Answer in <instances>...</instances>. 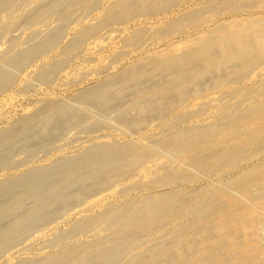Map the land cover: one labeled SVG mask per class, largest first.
Returning a JSON list of instances; mask_svg holds the SVG:
<instances>
[{
    "label": "rangeland",
    "instance_id": "obj_1",
    "mask_svg": "<svg viewBox=\"0 0 264 264\" xmlns=\"http://www.w3.org/2000/svg\"><path fill=\"white\" fill-rule=\"evenodd\" d=\"M61 1L15 0L12 16L2 12L0 264H264V129L241 147L227 140L224 147L205 148L199 156L210 165L201 169L170 151L186 132L237 124L229 138L250 133L260 124L254 120L264 119V72L248 83L231 76L237 65L230 64L183 84L186 89L151 93L170 85L176 73L154 69L160 55L196 45L233 21L264 20V7L161 0L123 21H105L118 0ZM80 6L86 11L76 10ZM208 14H214L210 21ZM203 68L194 63L191 72ZM135 69L139 78L130 77ZM233 87L245 91L230 102ZM247 110H263V119ZM220 195L240 206L229 207ZM172 196L176 201L155 220L134 226L143 204ZM248 206L256 213L244 217ZM233 216L243 220L242 228L215 230V219L228 225Z\"/></svg>",
    "mask_w": 264,
    "mask_h": 264
},
{
    "label": "bare ground",
    "instance_id": "obj_2",
    "mask_svg": "<svg viewBox=\"0 0 264 264\" xmlns=\"http://www.w3.org/2000/svg\"><path fill=\"white\" fill-rule=\"evenodd\" d=\"M15 0H0V33L3 31V30H6L7 26L4 24V22L2 23L1 20L4 18V16L2 17V12L5 13V16H6V13L10 16H12L14 14V10L13 8L15 7L16 4L14 3H17V2H14ZM21 1V0H20ZM47 1V0H45ZM63 1V0H62ZM61 1V2H62ZM66 1V0H64ZM67 1H70V0H67ZM75 1V0H74ZM73 1V3H74ZM87 1V0H86ZM95 1V0H94ZM120 1V2H119ZM167 4L171 5V3H173L174 0H167ZM183 2V0H180ZM230 1V0H229ZM232 1V0H231ZM34 2V1H33ZM32 2V3H33ZM130 0H118V2L116 3L117 5L115 6L116 8H114V10L112 12L109 11V13H107V15H105V21H109V20H113L114 19V16L116 18H119L121 19V21L125 20V19H128V15L131 14L132 12H134L135 9H137L138 7L139 8H144L146 6H149L147 4H155V5H159L160 2H162L161 0H134L133 3L136 4V6L130 4ZM179 2V0H178ZM31 3V2H30ZM65 3V2H64ZM22 4V3H21ZM72 4V2H71ZM232 4V3H231ZM238 4V3H237ZM36 5V2L35 4ZM60 5V3H59ZM166 5V4H165ZM174 5V4H173ZM230 5V3H229ZM236 5V4H235ZM21 6V5H20ZM47 7H49V4L46 5ZM45 6V7H46ZM164 6V5H163ZM240 7H244L246 9L244 10H247V9H252V7H256V6H262L264 7V0H245V4L242 3V1L240 0V4L238 5ZM236 7V8H239V7ZM19 7V6H18ZM44 7V6H43ZM87 7V6H86ZM155 7V6H154ZM159 7V6H158ZM208 7V6H207ZM261 7V8H262ZM41 8V7H40ZM54 10V6H52L51 4V7L49 9ZM169 8V7H168ZM259 8V7H258ZM88 9V8H87ZM149 9H150V6H149ZM153 9V8H151ZM235 9V8H233ZM241 10H243L242 8H239ZM264 9V8H263ZM52 10V11H53ZM76 10H79V12L83 13L86 11V8L85 6H80L78 7V9ZM37 11V10H36ZM35 11V12H36ZM213 11V10H212ZM19 12V11H18ZM38 12V11H37ZM46 12V11H45ZM215 12V11H214ZM29 13V12H28ZM39 13V12H38ZM37 13V14H38ZM53 13V12H52ZM142 13V12H141ZM42 14V13H41ZM210 14V13H209ZM208 14V15H209ZM40 15V14H38ZM137 15V14H136ZM25 16H26V13H25ZM83 16V15H82ZM146 16V15H145ZM214 16V14H211L208 16V20L210 21L211 18ZM217 16V15H216ZM33 17V16H32ZM139 17V16H138ZM7 18V17H6ZM18 18V17H17ZM59 18V17H58ZM102 18V19H104ZM132 17L130 16V19ZM134 18V17H133ZM136 18V16H135ZM140 18V17H139ZM254 18V17H253ZM64 19V17H63ZM68 19V18H67ZM101 19V20H102ZM252 19V18H251ZM256 19V18H255ZM258 19V18H257ZM71 20V19H70ZM85 20V19H84ZM100 20V21H101ZM116 20V19H114ZM133 20V19H132ZM246 20V19H244ZM48 21V20H47ZM50 21V20H49ZM48 21V22H49ZM56 21V20H55ZM54 21V22H55ZM62 21V20H61ZM135 21V20H133ZM195 21V20H194ZM240 21V22H239ZM46 22V21H45ZM58 22V21H57ZM103 22V20H102ZM100 22V23H102ZM119 22V21H118ZM117 22V24H118ZM132 22V21H130ZM197 22V21H196ZM204 22V21H203ZM235 23H232L233 25H231L229 28H225L224 31H222L221 33L217 34V35H210V36H205L203 37L202 39H200V41H198L196 43V45H193V46H190L191 44L190 41L189 43V47H187L186 49H181V51L179 49H176L178 52L177 53H172L173 55H168V54H165V55H160V57H158L157 59H155L156 63H155V70H162V71H170V69L174 70V68L176 69V73L174 75V78L172 80V83L167 84L165 85L162 90L160 92L158 91H154V92H151L152 94H158V93H163L165 94L167 91L169 92L170 89L172 90H182L184 87L183 84H190V83H193V81H195L196 79H199L203 76H205L206 74L210 73L211 71L213 70H217V69H225L226 67H229V65H234L236 64L237 65V68L236 70H232L231 71V76H235L233 74H238V76H240L241 78H243V80H246L247 82L249 80H252V78H254L256 75L264 72V20H260L257 21H243V20H238V21H233ZM11 23V22H10ZM76 23V22H75ZM105 23V22H104ZM102 23V24H104ZM107 23V22H106ZM46 24V23H45ZM109 24V23H107ZM120 24H124V23H120ZM126 24H129V23H126ZM8 25V24H7ZM229 25V23L227 24ZM17 26V25H16ZM49 25H47L48 27ZM121 26V25H120ZM128 26V25H127ZM46 27V28H47ZM60 26H58L59 28ZM116 27V26H115ZM219 27V26H218ZM223 27V26H222ZM51 28V27H50ZM53 28V27H52ZM216 28V27H215ZM54 29V28H53ZM57 29V28H56ZM171 29V28H170ZM218 29V28H217ZM220 29V28H219ZM218 29V31H219ZM222 29V28H221ZM55 30V29H54ZM87 31V30H86ZM211 31V30H210ZM4 32V31H3ZM189 33V32H188ZM212 33V31H211ZM214 33V32H213ZM87 34V33H86ZM202 35V34H201ZM5 37V34L3 35ZM86 36V35H85ZM3 38V37H1ZM134 38V37H132ZM136 38V37H135ZM134 38V39H135ZM134 39H132L134 41ZM138 39V38H137ZM248 39V41L246 40ZM45 40V39H44ZM43 40V41H44ZM196 40V39H195ZM50 41V40H49ZM52 42V41H51ZM192 42V41H191ZM133 43V42H132ZM185 43V44H186ZM184 44V45H185ZM35 45V44H34ZM26 46V45H25ZM183 46V44H182ZM186 46V45H185ZM30 47V46H28ZM35 47V46H34ZM33 47V48H34ZM32 48V47H31ZM181 48V47H180ZM174 49V48H173ZM171 50V49H170ZM174 50V51H176ZM28 51V50H27ZM21 53V52H20ZM169 53V52H168ZM9 54V53H7ZM170 54V53H169ZM214 54H218V55H214ZM12 55V54H11ZM10 55V56H11ZM159 55V54H158ZM157 55V56H158ZM167 55V56H166ZM9 56V55H8ZM27 56V55H26ZM20 58V57H19ZM23 59V56L21 57ZM7 59V58H6ZM21 59V60H22ZM25 60V59H24ZM13 61V59H12ZM16 62V61H15ZM21 62V61H20ZM19 63V62H18ZM144 63V62H143ZM194 63H197L198 65L200 66H203V70L202 72L200 73H192L191 72V68H192V64ZM11 64V63H10ZM6 65V63L4 64ZM8 65V64H7ZM13 65V64H12ZM148 65V64H147ZM143 66V65H141ZM137 68V66H136ZM139 70V69H138ZM148 70V69H147ZM231 70V68H230ZM230 70H228L230 72ZM13 71V70H12ZM175 71V70H174ZM220 71V70H219ZM172 72V71H171ZM218 72V71H216ZM130 77H133L134 78L136 76H138V78L140 77V73H138V71L133 70V71H130ZM146 73V72H145ZM174 73V72H173ZM221 73H222V70H221ZM184 74H188L189 75V78L185 77ZM223 74V73H222ZM143 76V75H142ZM176 76V77H175ZM171 77V76H170ZM184 77L186 79H184ZM206 77V76H205ZM262 77V76H261ZM126 78V77H125ZM238 78V77H237ZM262 79V78H261ZM127 80V79H126ZM256 80V79H255ZM125 81V80H124ZM231 81V80H230ZM233 81V80H232ZM236 81V80H235ZM238 81V80H237ZM240 81V80H239ZM136 83V82H135ZM157 83V82H156ZM249 83V82H248ZM185 84V86H186ZM199 84V83H198ZM223 84V83H222ZM258 84V83H257ZM122 85V83L120 84V86ZM263 86V85H262ZM215 87V86H214ZM241 87V86H240ZM111 87H107V90H110ZM227 88V87H226ZM244 88V87H243ZM238 89V88H235L233 87V89H231V91L228 93V95H230V98L229 96L226 98V100H232V98L234 97V95H241L243 91H245V89ZM186 89V88H185ZM259 89V88H258ZM264 89V88H262ZM116 90V89H115ZM171 90V91H172ZM223 90V89H222ZM226 90V89H225ZM250 90H255L254 89H250ZM228 91V90H226ZM258 91V90H257ZM109 92V91H108ZM175 92V91H174ZM86 93V92H85ZM177 93V92H176ZM181 92H179L180 94ZM223 93V91H222ZM221 93V94H222ZM245 93V92H244ZM251 93V92H250ZM224 94V93H223ZM252 94V93H251ZM239 95V96H240ZM246 95V93H245ZM91 96V95H90ZM135 96V95H134ZM244 96V95H243ZM82 97V96H81ZM93 97V96H92ZM98 97V96H97ZM238 97V96H237ZM242 97V96H241ZM188 98V97H187ZM205 98V97H204ZM216 98V97H215ZM247 98V97H246ZM91 99V98H90ZM88 98L87 101L90 100ZM214 99V98H213ZM212 99V100H213ZM217 99V98H216ZM234 99V98H233ZM236 99V98H235ZM245 99V97L243 98ZM95 100V99H94ZM143 100V99H142ZM220 100V99H219ZM237 100V99H236ZM235 100V101H236ZM239 100V99H238ZM241 100V99H240ZM239 100V101H240ZM83 101V100H82ZM86 101V102H87ZM139 101V100H138ZM175 101V100H174ZM184 101V100H182ZM181 101V102H182ZM218 101V100H217ZM260 101V100H259ZM90 102V101H89ZM93 102V101H91ZM222 105H224L225 101L222 100V101H219ZM219 102H215L217 105H219L218 103ZM232 102V101H230ZM241 102V101H240ZM229 103V102H228ZM72 104V103H71ZM213 104V103H212ZM220 104V105H221ZM84 105V104H83ZM187 105V104H186ZM219 105V106H220ZM221 105V106H222ZM202 106V105H201ZM230 106V105H229ZM258 106V105H257ZM227 107V105L225 106ZM250 108V107H249ZM247 108V109H249ZM264 108V107H263ZM81 109V108H80ZM223 110V109H222ZM254 110V109H253ZM190 111V110H189ZM245 111V110H244ZM243 111V113H245ZM249 110L246 111V113L248 112ZM263 111V110H261ZM257 110V112L251 116H255V118H262L261 117V114L262 112ZM187 112V111H186ZM192 111H190L189 113L191 114ZM198 113V112H197ZM246 113L243 114L246 116ZM200 114V113H199ZM248 116L249 113H247ZM201 115V114H200ZM204 115V114H203ZM238 115V113L236 114ZM192 116V115H191ZM207 116V115H206ZM212 116V115H211ZM264 116V115H263ZM196 117V115H195ZM200 117V116H199ZM241 117V116H240ZM194 118V116H193ZM219 118V117H218ZM253 118V117H251ZM240 119V118H239ZM263 119V118H262ZM138 120V118H137ZM224 120V119H223ZM242 120V119H241ZM250 120V119H249ZM255 121V124L256 123H260L256 126H254L253 128L250 126V133H247L249 132L248 130H244V132L246 131V133H242L239 137L235 138H229L228 136L230 135L229 133L230 130L232 128H235L237 126V124L233 125V127L231 129H222L219 131H215V130H211L210 132L206 131L205 133L199 135V134H195L193 132H186L184 135H180L182 136V140H178V139H175V145H176V148L175 147H172V149L170 150L171 153L173 155H176L178 158H182L183 159V162L185 161L186 165L188 166H191L190 163L192 162L195 166H198L200 169L206 165H210V163H207L205 164V162H202V156H199L201 154V151L205 148L208 149V147L212 146V149L213 146H217L219 147L220 145L223 146L225 141H230V140H234L235 141V144H237V147H241V145H243L245 142H249L256 134L257 131L261 130V129H264V119L263 120H254ZM174 122V121H173ZM225 122V121H224ZM250 122V121H249ZM248 122V123H249ZM230 123V122H229ZM233 123H236L233 122ZM251 123V122H250ZM240 124V123H239ZM245 124V123H244ZM247 124V123H246ZM250 125V124H249ZM253 125V124H251ZM240 126V125H239ZM246 126V125H245ZM228 127V126H227ZM214 128V127H213ZM248 128V127H247ZM133 129V128H132ZM189 129V128H188ZM209 130V128H208ZM240 130V129H239ZM198 131V130H197ZM200 131V130H199ZM239 132V131H238ZM237 132V133H238ZM242 132V131H241ZM262 132V131H261ZM179 133V132H178ZM202 133V132H201ZM236 134V133H235ZM234 134V135H235ZM239 134V133H238ZM175 135H178V134H175ZM174 135V136H175ZM257 136V135H256ZM255 136V137H256ZM179 137V136H178ZM254 137V138H255ZM258 137V136H257ZM143 142V141H142ZM231 142V141H230ZM253 142V141H252ZM140 144H143L141 142H139ZM223 144V145H222ZM231 145V143H230ZM144 146V145H143ZM173 146V145H172ZM229 146V145H228ZM227 146V147H228ZM260 146V145H259ZM152 147V146H151ZM224 147V146H223ZM138 148V147H137ZM142 148V147H141ZM231 148V147H230ZM205 149V151L207 150ZM259 149V148H258ZM261 149V148H260ZM128 150V149H127ZM169 151V153H170ZM202 151V152H203ZM205 151H204V156H205ZM215 151V150H214ZM128 152V151H127ZM218 152V151H217ZM162 153V151H161ZM165 153V152H164ZM197 153V154H196ZM131 154V153H130ZM168 154V153H167ZM171 154V155H172ZM144 155V154H143ZM172 155V156H173ZM194 155V156H193ZM212 155V154H211ZM214 155V153H213ZM157 156V155H156ZM171 156V157H172ZM193 156V157H192ZM203 156V157H204ZM163 157V156H162ZM161 157V158H162ZM208 157V155L206 156ZM210 157V156H209ZM212 157V156H211ZM227 157V156H225ZM156 158V157H155ZM160 158V157H159ZM215 158V157H214ZM220 159V157H218ZM251 158V157H250ZM172 159V158H171ZM196 159V160H195ZM208 159V158H207ZM217 159V158H216ZM161 160V159H160ZM191 162L189 163L188 161ZM201 160V161H199ZM238 160V158H237ZM175 161V160H174ZM178 161V160H177ZM181 161V160H180ZM187 161V162H186ZM205 161V160H203ZM211 161V160H210ZM219 161V160H218ZM176 162V161H175ZM182 162V163H183ZM222 162V161H221ZM162 163V162H161ZM188 163V164H187ZM146 164V163H145ZM172 164V163H171ZM192 164V165H193ZM212 164V163H211ZM173 165V164H172ZM180 164H178L179 166ZM193 165V166H194ZM220 165V164H219ZM146 166V165H145ZM167 166V165H166ZM183 167V166H182ZM178 168V167H176ZM185 168V167H184ZM187 168V167H186ZM196 168V167H195ZM212 168V167H211ZM162 169V168H161ZM191 169V167H190ZM193 169V168H192ZM208 169V168H207ZM206 169V170H207ZM126 170V169H125ZM197 170V169H196ZM195 170V171H196ZM166 171V170H165ZM204 173V172H203ZM182 176V175H181ZM185 176V175H184ZM137 177H135L136 179ZM164 179V178H163ZM149 180V179H148ZM165 180V179H164ZM247 181V180H246ZM205 188V187H204ZM225 188V187H224ZM253 188V187H252ZM229 189V188H228ZM258 191V190H257ZM203 192V191H202ZM227 192V191H226ZM255 193V192H254ZM172 195V194H171ZM242 195V194H241ZM154 196V195H153ZM165 196V195H164ZM178 196V195H177ZM180 196V195H179ZM202 196V195H201ZM175 196H172V198L170 199H165V200H159V201H149V202H144L145 204H143V207H142V218L138 219L137 220V223L134 224L135 225H143V224H149V222L152 221V219L155 218L156 214H161L162 211L164 210L163 208H166L167 206H171L175 201L176 199H174ZM213 197V196H212ZM150 198V197H149ZM152 198V196H151ZM176 198V197H175ZM178 198V197H177ZM218 198L222 201H227L229 207H233V208H236L238 207V205L240 204V201H238L236 198H233V197H229V196H226V195H220L218 196ZM183 199V198H182ZM190 199V198H189ZM157 200V199H156ZM243 200V199H242ZM144 201H147V200H144ZM249 202V201H248ZM46 203L43 204V206L45 205ZM185 204V203H184ZM259 204H260V209L262 210V213L264 215V199L262 201H259ZM204 205V204H203ZM222 205V204H221ZM255 205V203H254ZM42 203L40 205V207L38 209H41L42 207ZM211 206V205H210ZM240 206V205H239ZM259 206V205H257ZM128 207V206H127ZM183 207V206H182ZM225 207V206H224ZM180 208V207H179ZM125 209V208H124ZM130 209V208H129ZM169 208H167L168 210ZM178 209V208H177ZM219 209V208H218ZM221 209V208H220ZM120 210V209H119ZM213 210V209H212ZM210 210V212L212 211ZM224 210V209H223ZM245 210V209H244ZM256 208L255 207H252V206H248L245 213H244V217H247V216H250V215H253L254 213H256ZM39 211V210H37ZM129 211V210H128ZM165 211V210H164ZM173 211V210H172ZM184 211V210H183ZM234 211V210H233ZM242 211V210H241ZM119 212V211H118ZM127 211H125L126 213ZM161 212V213H160ZM122 213V212H120ZM119 213V214H120ZM166 213V212H165ZM224 212L222 211H219L218 213H216V218H218L220 215H222ZM231 211L228 213L230 214ZM37 214H39V212H35V215L33 216L32 214L29 215L28 219L29 221H32L34 220V218L37 216ZM169 214V213H168ZM205 213H203L204 215ZM213 214V213H210V215ZM233 215V213H231ZM139 215V214H137ZM136 215V216H137ZM181 215V214H180ZM202 215V213H201ZM209 215V213H208ZM215 215V214H214ZM133 216V215H132ZM135 216V215H134ZM141 216V214H140ZM138 216V217H140ZM111 217V216H110ZM206 218V216H204ZM215 217V216H214ZM203 216L200 218L201 220ZM204 218V219H205ZM235 217L233 216L231 219H234ZM108 219V218H107ZM106 219V220H107ZM207 219H209L207 217ZM215 219V218H214ZM212 219V220H214ZM129 220V219H128ZM141 220V221H140ZM155 220V219H154ZM222 220V219H221ZM104 221V220H103ZM109 221V220H108ZM223 221V220H222ZM222 221H216L215 219V224H214V227H215V230H217L218 232H221L223 231V229L225 228H230L233 230H237V229H240L242 228V225L241 223L243 222V220L241 219V222L240 220H231L230 224H225L223 223ZM114 222V221H113ZM106 223V222H105ZM109 223V222H108ZM111 223V221H110ZM155 223V222H154ZM211 224V223H210ZM131 226V225H129ZM91 227V226H90ZM89 227V228H90ZM100 227V226H99ZM88 228V229H89ZM127 228V227H125ZM137 228V226H136ZM92 229V228H91ZM106 229V228H105ZM262 230V229H261ZM116 231V230H115ZM145 231V230H144ZM229 231V230H228ZM227 231V232H228ZM230 231V232H232ZM196 233V232H195ZM261 234V232H259ZM135 234V233H134ZM132 234V235H134ZM137 234V233H136ZM224 234V233H223ZM259 235V234H258ZM112 236V235H111ZM136 236V235H135ZM108 239V238H107ZM129 239V238H128ZM259 240V239H258ZM116 242V241H115ZM164 242V241H163ZM176 242V241H175ZM246 242H250V241H246ZM120 243V242H119ZM252 242H250L251 244ZM109 244V243H108ZM128 244V243H127ZM247 246H248V243H246ZM249 244V245H250ZM260 245V244H259ZM245 246V247H247ZM251 246V245H250ZM261 246V245H260ZM264 246V244H263ZM244 247V248H245ZM249 249V248H247ZM246 249V252L249 251ZM251 250V248H250ZM261 252V251H260ZM160 254V253H159ZM97 258V257H96ZM151 259V258H150ZM87 261V260H86ZM149 262V261H148ZM208 262V261H207ZM154 264V263H153Z\"/></svg>",
    "mask_w": 264,
    "mask_h": 264
}]
</instances>
